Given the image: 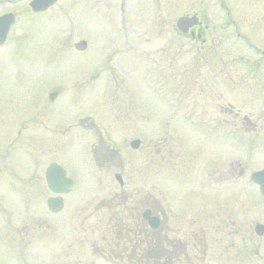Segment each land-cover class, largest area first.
I'll return each mask as SVG.
<instances>
[{"label": "rangeland", "instance_id": "rangeland-1", "mask_svg": "<svg viewBox=\"0 0 264 264\" xmlns=\"http://www.w3.org/2000/svg\"><path fill=\"white\" fill-rule=\"evenodd\" d=\"M83 2L58 0L43 15L16 7L14 28L23 35L0 47V264H102L94 250L114 238L119 220L129 229L135 217L144 227L140 213L145 207L163 213L155 241H178L197 227L193 223L201 224L205 239L215 245L203 264H258L264 239L254 234L253 225L264 224V203L245 173L264 167V145L232 151L245 168L236 167L231 181H204L202 171L193 170L198 161L225 158L232 149L207 140V131L198 135L194 116L204 107L195 98L196 88L189 83L151 86L139 74L130 99L125 87L103 84L100 73L88 69V55L72 50L85 37ZM239 23L252 40L261 32L264 44V25L249 35ZM49 62L58 66L38 70ZM89 74L96 80L86 84ZM49 89L57 91L53 101ZM204 104L207 112L213 109V103ZM183 107L188 117L180 116ZM98 126L107 135L94 134ZM167 133L174 149L169 164L162 153ZM134 138L141 142L137 151L128 144ZM178 149L190 164L180 159ZM51 161L61 163L74 183L63 196V210L52 215L44 203L49 195L44 168ZM226 172L223 167L214 174ZM159 249L153 264H166V252Z\"/></svg>", "mask_w": 264, "mask_h": 264}, {"label": "flooded vegetation", "instance_id": "flooded-vegetation-1", "mask_svg": "<svg viewBox=\"0 0 264 264\" xmlns=\"http://www.w3.org/2000/svg\"><path fill=\"white\" fill-rule=\"evenodd\" d=\"M31 1L0 0V16L13 13L18 23L16 7H23L24 14L43 15L55 5L32 11ZM83 1L85 37L80 40L81 43L74 42L72 50L82 52L86 57L88 55L91 64H85V69L90 64L88 69L98 71L103 84L125 87L130 99V87L135 86L139 74L143 77L141 80L151 86L185 87L189 83L190 87H195L199 107H204L194 116L195 127L200 132L198 135L207 131V140L213 139L214 145H224L232 150L229 156L214 158L210 163L200 165L198 161V168L193 170L202 171L204 181H231L236 167L245 168L243 161L232 151L238 153L240 146L254 149L264 145V44L259 42L261 32L252 40L239 23V19L245 23L249 35L259 29V25H264V0H238L239 5L235 0L233 3L229 0ZM15 24L9 28L5 43L23 35L19 28H14ZM65 24V31L69 34V15L65 17ZM64 39L69 44V35ZM39 66L38 70L49 71L58 65L49 62ZM92 76L89 74L85 78L86 84L96 80ZM48 91V97L53 101L57 91ZM208 102L213 103V109L210 105L213 111L207 112V104L202 106ZM188 114L189 111L183 107L180 116L185 118ZM65 131H69V125ZM93 133L99 137L107 135L100 126L94 128ZM163 139V160L169 164L174 149L168 133ZM176 153L180 159L189 161L184 151L181 153L178 149ZM223 167L226 174L215 176L214 172ZM243 172L241 169L236 177ZM40 177V174H34V179ZM33 199H36L35 196ZM145 208L150 209L151 215L163 216L152 207ZM130 220L129 229L123 227L120 220L115 223L114 238L105 248L95 250L105 262L153 264L161 252L159 247L166 252V264L175 260L177 264H203L211 257L210 247L215 245L210 243V239H205L206 233L201 224L193 223L197 227L189 229L178 241L166 236L155 241L154 233L160 226L152 229L145 223L141 227L135 217ZM168 232L167 228L165 233ZM259 237L264 239V229ZM258 264H264V247Z\"/></svg>", "mask_w": 264, "mask_h": 264}, {"label": "water", "instance_id": "water-1", "mask_svg": "<svg viewBox=\"0 0 264 264\" xmlns=\"http://www.w3.org/2000/svg\"><path fill=\"white\" fill-rule=\"evenodd\" d=\"M54 0H33L30 4L31 8L36 11L39 9H43L50 3H52ZM11 20L8 18V16H4L0 18V41L3 40L4 34L10 24ZM139 143L138 140H133L130 142L131 147H136ZM115 177L119 181L120 184H122V180L119 176V174H116ZM45 179L47 182L48 188L58 195L53 197H49L47 199V206L52 211H59L62 207V199L60 194L61 193H67L72 188V181L65 176L64 170L56 163H50L45 172ZM251 180L259 184L260 189L264 195V169L255 171L251 174ZM149 210H146L142 215L144 218L148 220V223L152 227H156L158 225V218L157 217H149ZM254 231L257 234H261L263 231V226L261 224H256L254 227Z\"/></svg>", "mask_w": 264, "mask_h": 264}]
</instances>
